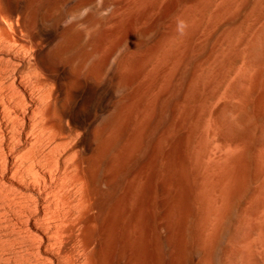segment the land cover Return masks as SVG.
Instances as JSON below:
<instances>
[{"label": "bare ground", "instance_id": "obj_1", "mask_svg": "<svg viewBox=\"0 0 264 264\" xmlns=\"http://www.w3.org/2000/svg\"><path fill=\"white\" fill-rule=\"evenodd\" d=\"M0 194L16 264H264V0H0Z\"/></svg>", "mask_w": 264, "mask_h": 264}, {"label": "rangeland", "instance_id": "obj_2", "mask_svg": "<svg viewBox=\"0 0 264 264\" xmlns=\"http://www.w3.org/2000/svg\"><path fill=\"white\" fill-rule=\"evenodd\" d=\"M0 208H1V194H0ZM1 215H2V208L0 210V242H1L0 243V251H2V252H0V261H1L0 264H16L13 249L10 250L9 254H7L6 251H4L6 249H5V246L2 243H5V241H4L5 234H2V233L3 232L5 233V230H4L3 216H1ZM1 240H3V241H1ZM7 262H9V263H7Z\"/></svg>", "mask_w": 264, "mask_h": 264}]
</instances>
